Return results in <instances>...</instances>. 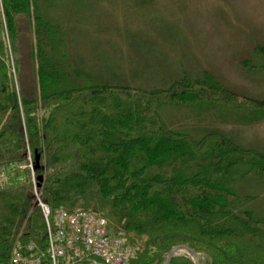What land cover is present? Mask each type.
Masks as SVG:
<instances>
[{
  "label": "trees",
  "instance_id": "trees-1",
  "mask_svg": "<svg viewBox=\"0 0 264 264\" xmlns=\"http://www.w3.org/2000/svg\"><path fill=\"white\" fill-rule=\"evenodd\" d=\"M59 1L0 0V264H12L18 242L47 248L36 186L54 214L86 210L87 195L109 199L98 213L127 233L136 250L129 264H164L179 246L201 264H264V219L242 210L233 189L241 168V179L264 182V153L221 132L173 131L160 113L218 105L259 123L264 100L228 90L210 72L165 90L90 82L69 62L65 29L51 17ZM20 17L34 38L33 97L17 83ZM171 264L195 263L183 254Z\"/></svg>",
  "mask_w": 264,
  "mask_h": 264
},
{
  "label": "rangeland",
  "instance_id": "rangeland-1",
  "mask_svg": "<svg viewBox=\"0 0 264 264\" xmlns=\"http://www.w3.org/2000/svg\"><path fill=\"white\" fill-rule=\"evenodd\" d=\"M51 17L66 32L69 62L90 82L152 91L168 89L187 77L213 74L228 90L264 100V0H61ZM23 17H20V21ZM23 22L18 85L36 95L34 38ZM161 117L176 132L201 139L221 132L239 146L264 153V120L223 106L163 107ZM241 168L233 189L239 207L264 219V182L243 180ZM110 203L87 195L84 209L101 212Z\"/></svg>",
  "mask_w": 264,
  "mask_h": 264
},
{
  "label": "built area",
  "instance_id": "built-area-1",
  "mask_svg": "<svg viewBox=\"0 0 264 264\" xmlns=\"http://www.w3.org/2000/svg\"><path fill=\"white\" fill-rule=\"evenodd\" d=\"M35 194L46 221L47 248L18 242L12 264H129L136 257L127 234L102 215L64 209L54 214L37 188Z\"/></svg>",
  "mask_w": 264,
  "mask_h": 264
},
{
  "label": "water",
  "instance_id": "water-1",
  "mask_svg": "<svg viewBox=\"0 0 264 264\" xmlns=\"http://www.w3.org/2000/svg\"><path fill=\"white\" fill-rule=\"evenodd\" d=\"M38 160L39 159H37V162ZM183 254H187L188 256H190L195 264H201L200 255L187 246H179V247L174 248L167 256L164 264H171L175 257L183 255Z\"/></svg>",
  "mask_w": 264,
  "mask_h": 264
}]
</instances>
